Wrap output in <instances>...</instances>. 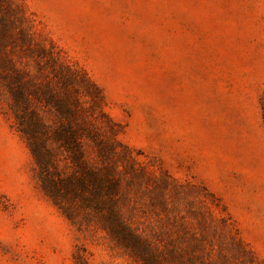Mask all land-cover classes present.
<instances>
[{
	"label": "rangeland",
	"instance_id": "1",
	"mask_svg": "<svg viewBox=\"0 0 264 264\" xmlns=\"http://www.w3.org/2000/svg\"><path fill=\"white\" fill-rule=\"evenodd\" d=\"M147 245L264 264V0H0V264Z\"/></svg>",
	"mask_w": 264,
	"mask_h": 264
},
{
	"label": "trees",
	"instance_id": "2",
	"mask_svg": "<svg viewBox=\"0 0 264 264\" xmlns=\"http://www.w3.org/2000/svg\"><path fill=\"white\" fill-rule=\"evenodd\" d=\"M67 134H69V133H67ZM59 137H58V140H59V142H62V143H66L67 145H68V143H67V141H66V137H64L62 134H59L58 135ZM73 140V139H72ZM65 148H66V150L67 151H70L69 150V147H67V146H65ZM108 168H111V167H109V166H105L104 167V169H108ZM107 181H109V180H107ZM98 184H102V181H100V179L97 177V175H94L93 174V172H91V173H89L88 174V177H87V179L85 180V182L83 183V186H85V189H86V191L87 190H89V189H91L92 187H94L95 186V188L97 187V185ZM102 187H103V189L102 190H98V189H94L95 190V192H99V194H100V198L97 200V202H96V204L98 205V204H103L104 205V203L102 202V199H101V195H104V196H106V197H111V196H109L108 194H109V192L111 191L110 189H109V187H107V185H101ZM109 186V185H108ZM107 187V188H106ZM105 188V189H104ZM104 190V191H103ZM103 192L105 193V194H103ZM89 193V192H88ZM113 201V200H112ZM113 205H109V208L112 210H114V208L112 207ZM102 206H99L98 208H101ZM103 208H105V207H103ZM131 237L133 238V242H134V244H138L139 246L140 245H142V241H141V237H140V235L139 234H137V233H134V235H131ZM133 244V243H132ZM147 247L149 248V251H150V253H151V255L150 254H147L146 256H145V258H147V259H149V260H153V264H158V261H157V259H158V255H157V253H156V251L154 250V246L153 245H147ZM175 264H177V261H173Z\"/></svg>",
	"mask_w": 264,
	"mask_h": 264
}]
</instances>
